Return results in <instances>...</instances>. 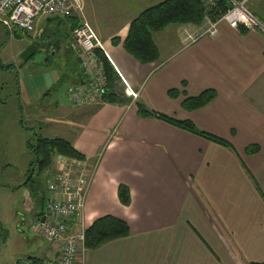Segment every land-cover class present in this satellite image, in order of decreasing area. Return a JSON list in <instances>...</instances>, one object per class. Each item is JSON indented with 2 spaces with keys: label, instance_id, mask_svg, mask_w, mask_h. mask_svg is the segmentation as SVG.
Wrapping results in <instances>:
<instances>
[{
  "label": "crops",
  "instance_id": "crops-1",
  "mask_svg": "<svg viewBox=\"0 0 264 264\" xmlns=\"http://www.w3.org/2000/svg\"><path fill=\"white\" fill-rule=\"evenodd\" d=\"M99 1L85 0L80 20L99 38V52L117 76L139 94L136 102L152 110L153 100L162 98L171 103L173 112L181 111V117L166 116L191 121L199 131L231 147L162 121L142 119L132 102L74 106L66 95L68 106L56 104L59 118L52 114L44 119L49 115L44 96L57 90L60 80L47 65L54 64L62 49L61 70L78 71L69 88L81 83L82 77L78 56L67 52L71 39L67 22L65 34H60L59 21L51 20L57 17L40 18L31 43L35 51L23 59L24 64L19 62L24 68H19L16 109L36 118L33 130L38 136L69 141L91 163L100 159L86 203V228L105 216L130 227L127 238L89 250L86 264H264V31L234 30L221 23L216 37L187 46L181 33L187 28L196 35L201 26H170L155 35L160 59L141 64L123 42L132 21L165 0ZM261 1L253 6L264 25ZM115 38L121 43L114 44ZM36 54L45 57L37 63L40 73L28 68ZM171 90L181 95L172 99ZM207 90L217 93L210 105L193 112L183 108L186 98ZM47 123L63 127L48 128ZM250 146H258L259 152L247 154ZM121 185L131 191L129 207L119 200ZM34 208L29 198L33 221L41 213ZM56 259L49 244L37 260Z\"/></svg>",
  "mask_w": 264,
  "mask_h": 264
},
{
  "label": "built area",
  "instance_id": "built-area-1",
  "mask_svg": "<svg viewBox=\"0 0 264 264\" xmlns=\"http://www.w3.org/2000/svg\"><path fill=\"white\" fill-rule=\"evenodd\" d=\"M233 4L218 21H210L201 31L192 35L186 32V45L205 37H216L221 23L232 29L244 28L248 32L264 26L251 14L246 5L252 0H230ZM85 0H0V25L10 33L18 30L33 34L37 21L43 17L72 18L83 16ZM101 42L87 23H80L73 31L71 50L80 61L84 81L67 93L74 106H89L103 102L108 90V78L103 61L98 56ZM119 88L125 98L133 103L139 94L126 80L119 77ZM87 159L69 158L59 155L55 159V170L48 179L49 200L41 216L31 224V231L44 238L57 254L55 262L32 258L20 259L13 264H86V222L84 213L89 191L99 166Z\"/></svg>",
  "mask_w": 264,
  "mask_h": 264
},
{
  "label": "rangeland",
  "instance_id": "rangeland-1",
  "mask_svg": "<svg viewBox=\"0 0 264 264\" xmlns=\"http://www.w3.org/2000/svg\"><path fill=\"white\" fill-rule=\"evenodd\" d=\"M93 1L96 3L99 0ZM205 1L209 2L212 0ZM255 1L252 0L246 7L261 23L262 21L254 11L253 2ZM259 9L264 14V0L259 4ZM84 14L85 12L83 16ZM81 23L85 22L81 21ZM67 24V31L70 32L71 23L67 21ZM205 24H207V20L200 28H204ZM63 30V28L60 30V34L64 33ZM184 31L181 34L183 42L186 44L187 28ZM32 42L33 34H28L21 30H18L16 34L10 33L0 25V264H13L12 262L20 257L22 259L28 257L32 259L41 258L45 249L49 247L44 238L37 236L31 231L34 215L28 211V202L29 198H31L35 206L34 211L40 213L43 210L48 198V179L55 170V166L52 170L41 169L36 163L35 156L27 148V143H34L39 137L33 130V123L36 121V118L33 120L29 115L26 116L25 114L23 116V112L21 113L16 109L19 102V68H24L19 62L25 63L23 57L31 48ZM72 44L73 33L71 32L70 48ZM62 52L63 49L60 55L56 57L54 64L50 62L47 65L52 67L49 70L57 71L60 78L71 74L68 72L69 70H61L59 67L63 57ZM44 58L43 54H36L31 58L28 63V66H31L28 67L30 71L33 72L35 70L36 73H40L37 63H43ZM69 81H65L56 87L57 90H51L49 95L44 96V99H47L44 102V105L47 107L46 113L49 114L44 119H49V116L52 114H56L55 116H51L53 119L55 117L59 118V111L56 108L57 102H60L64 106L69 105L66 98L70 89L68 85ZM153 102L154 108H151L152 111L154 110L164 115H167L165 113H173L177 117H181V111H177V114L173 112L171 103L169 104L164 99L155 98ZM39 117L40 115L37 118ZM60 122L63 123L61 120ZM57 124L49 125L47 123V127H63V125ZM45 132L43 130L42 133L44 136H47ZM49 137L54 138L55 136L51 135ZM12 140L14 141L13 144Z\"/></svg>",
  "mask_w": 264,
  "mask_h": 264
},
{
  "label": "trees",
  "instance_id": "trees-1",
  "mask_svg": "<svg viewBox=\"0 0 264 264\" xmlns=\"http://www.w3.org/2000/svg\"><path fill=\"white\" fill-rule=\"evenodd\" d=\"M232 7L233 4L230 0H212L209 2L205 0H165L158 5L146 9L132 21L129 34L123 42V46L125 50L141 64L156 63L160 59V51L155 42V35L157 33L164 31L170 26H202L207 19L213 22L218 21L224 16V14L232 9ZM51 20L59 21L60 30L63 28L65 21L71 23V27L69 28L70 32L67 35H70L71 32L73 33L75 28L81 23L79 17H72L69 19L57 17ZM16 33H18V31ZM113 42L114 44L121 43L118 38H115ZM67 50H69L67 51L68 53L74 54L70 47ZM98 56L104 63L109 83L107 93L103 98V103L112 105L133 103L131 99L123 96L118 85L120 78L117 76L111 63L99 51ZM76 72L78 73L77 70H73L70 72V75L67 74L60 78L57 87L65 81L70 80L71 76ZM81 77L82 80L80 82L82 83L84 81L82 71ZM180 95V92L177 90H171L169 92V96L172 99H176ZM216 97V91L207 90L201 93L198 97L186 98L183 101L182 106L186 111L193 112L207 107L216 99ZM136 101L134 103L137 109V115L142 119H155L162 121L173 127L201 137L209 142L217 143L228 148L231 147L227 141L209 133L199 131L191 121H181L170 118L164 114L152 111L144 103ZM27 148L30 149L35 156L36 163L41 169L52 170L55 164V159L59 155L69 158L84 159V156L80 154L69 141L62 138H43L39 136L34 143H27ZM258 152V146H250L246 149V153L249 155ZM118 197L123 206L129 207L131 205V191L127 186L121 185L119 187ZM48 200L49 195L47 202L45 201L46 203L44 204L43 210L38 216L43 214ZM129 235L130 227L126 222L113 216H105L98 219L89 229H87L86 246L88 250H96L111 240L127 238Z\"/></svg>",
  "mask_w": 264,
  "mask_h": 264
},
{
  "label": "water",
  "instance_id": "water-1",
  "mask_svg": "<svg viewBox=\"0 0 264 264\" xmlns=\"http://www.w3.org/2000/svg\"><path fill=\"white\" fill-rule=\"evenodd\" d=\"M16 34V33H15ZM35 51V47L31 46V48L28 50V52L25 54V56L23 57L24 60H28L34 53Z\"/></svg>",
  "mask_w": 264,
  "mask_h": 264
},
{
  "label": "bare ground",
  "instance_id": "bare-ground-1",
  "mask_svg": "<svg viewBox=\"0 0 264 264\" xmlns=\"http://www.w3.org/2000/svg\"><path fill=\"white\" fill-rule=\"evenodd\" d=\"M263 26V25H262Z\"/></svg>",
  "mask_w": 264,
  "mask_h": 264
}]
</instances>
